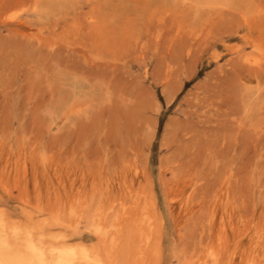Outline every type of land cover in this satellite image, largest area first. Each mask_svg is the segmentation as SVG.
Returning a JSON list of instances; mask_svg holds the SVG:
<instances>
[{
	"label": "rangeland",
	"instance_id": "rangeland-1",
	"mask_svg": "<svg viewBox=\"0 0 264 264\" xmlns=\"http://www.w3.org/2000/svg\"><path fill=\"white\" fill-rule=\"evenodd\" d=\"M0 237L264 264V0H0Z\"/></svg>",
	"mask_w": 264,
	"mask_h": 264
},
{
	"label": "bare ground",
	"instance_id": "bare-ground-1",
	"mask_svg": "<svg viewBox=\"0 0 264 264\" xmlns=\"http://www.w3.org/2000/svg\"><path fill=\"white\" fill-rule=\"evenodd\" d=\"M69 246L72 247L73 245L69 244ZM82 246H83L82 251H83V257L84 258H87L89 260L92 259L93 263L95 262L97 264H102V262L99 261L97 258H93L90 256L89 253H91V251L89 250L88 245L82 244ZM63 259H64L63 264H75L74 258H72L71 260L68 258H63ZM103 263H104V261H103ZM0 264H27V263H26V259L23 257L22 254H20L18 252L17 249H15L13 246L9 245V243H7V241H5L4 239H1V237H0ZM28 264H47V263L45 261H42V259H39L35 263L29 262Z\"/></svg>",
	"mask_w": 264,
	"mask_h": 264
}]
</instances>
